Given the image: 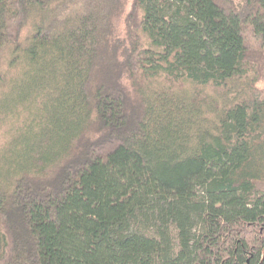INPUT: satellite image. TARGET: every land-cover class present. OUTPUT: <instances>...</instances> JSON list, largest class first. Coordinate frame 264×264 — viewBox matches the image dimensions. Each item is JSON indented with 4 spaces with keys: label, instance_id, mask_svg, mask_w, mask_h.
Returning a JSON list of instances; mask_svg holds the SVG:
<instances>
[{
    "label": "trees",
    "instance_id": "1",
    "mask_svg": "<svg viewBox=\"0 0 264 264\" xmlns=\"http://www.w3.org/2000/svg\"><path fill=\"white\" fill-rule=\"evenodd\" d=\"M126 7L0 0V264H264V0Z\"/></svg>",
    "mask_w": 264,
    "mask_h": 264
},
{
    "label": "rangeland",
    "instance_id": "2",
    "mask_svg": "<svg viewBox=\"0 0 264 264\" xmlns=\"http://www.w3.org/2000/svg\"><path fill=\"white\" fill-rule=\"evenodd\" d=\"M132 3H133V0H127V7L125 10V14L121 18H119L115 24L116 31H117V37L120 40H126L125 39L126 38L125 18L128 12L130 11ZM260 88L264 89V83L260 84ZM13 122H15V120H13ZM3 136H4V132L0 129V145L4 142L5 136L4 138Z\"/></svg>",
    "mask_w": 264,
    "mask_h": 264
}]
</instances>
